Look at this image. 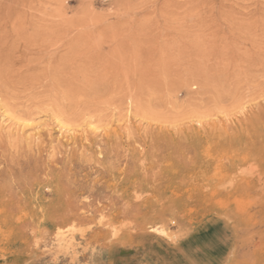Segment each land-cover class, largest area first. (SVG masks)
<instances>
[{
    "label": "rangeland",
    "instance_id": "1",
    "mask_svg": "<svg viewBox=\"0 0 264 264\" xmlns=\"http://www.w3.org/2000/svg\"><path fill=\"white\" fill-rule=\"evenodd\" d=\"M11 24L122 93L0 149V264H264V0H0ZM87 41L109 62H76Z\"/></svg>",
    "mask_w": 264,
    "mask_h": 264
},
{
    "label": "bare ground",
    "instance_id": "2",
    "mask_svg": "<svg viewBox=\"0 0 264 264\" xmlns=\"http://www.w3.org/2000/svg\"><path fill=\"white\" fill-rule=\"evenodd\" d=\"M21 27L11 24L6 30L0 25V107L5 111L17 112L23 118V129L17 128L15 133L11 131L6 136L0 133V149H4V152L20 142L35 144L38 148L43 146L45 140L42 136L38 140L34 137L25 139L22 133L31 126L30 122L37 115L53 114L84 123L104 121L107 112L105 106L111 104V100L121 99L122 93V82L121 92H109L102 85L97 86L91 78L78 77L77 72H66L59 60L49 53L17 50V30ZM54 27H50L52 30L48 27L52 31L49 36L54 35ZM52 39L54 37H49L47 41ZM87 42L86 49L84 47L80 53L72 56L76 62L84 64L89 61L97 67L109 62L96 51V44L101 41ZM90 143L92 146L95 144L93 141Z\"/></svg>",
    "mask_w": 264,
    "mask_h": 264
}]
</instances>
